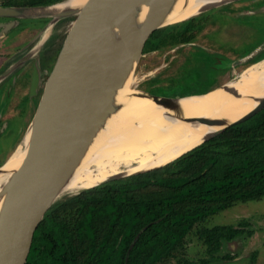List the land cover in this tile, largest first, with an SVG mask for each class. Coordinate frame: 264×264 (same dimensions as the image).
Instances as JSON below:
<instances>
[{
	"label": "trees",
	"instance_id": "trees-1",
	"mask_svg": "<svg viewBox=\"0 0 264 264\" xmlns=\"http://www.w3.org/2000/svg\"><path fill=\"white\" fill-rule=\"evenodd\" d=\"M62 1L10 0L4 6L43 7ZM60 20L70 22L72 17ZM204 27L202 19L194 17L160 29L148 52L193 42ZM64 40L55 42L44 60L51 61ZM191 56L180 67L184 83L161 91L182 97L220 87L221 74L199 70ZM260 57L264 51L246 63ZM205 60L213 62L207 54ZM263 199L264 109L162 168L63 197L36 231L27 264H197L184 250L198 224L235 205ZM246 233L253 232L242 223L201 229L208 258L200 263L212 264L225 241Z\"/></svg>",
	"mask_w": 264,
	"mask_h": 264
},
{
	"label": "water",
	"instance_id": "water-1",
	"mask_svg": "<svg viewBox=\"0 0 264 264\" xmlns=\"http://www.w3.org/2000/svg\"><path fill=\"white\" fill-rule=\"evenodd\" d=\"M234 1L238 0H223L199 14ZM166 4L167 0H88L78 13L52 16L56 20L73 15L76 18L45 83L29 130L30 144L24 162L0 193L9 192L0 220V264H27L35 233L50 209L61 199L84 146L109 112L107 102L111 94L121 87L130 65L135 64L133 74L137 71L152 36L167 27L160 26ZM51 6H0V18L47 17L51 15L28 13L30 9L40 10ZM141 6L148 7L149 12L140 31L132 36L122 34L123 48L112 53L106 45L107 32L124 23ZM15 24L13 21L8 25L0 24V27L6 26V31ZM243 62H233L231 66ZM40 81L36 66L30 87L31 96L38 92ZM143 92L156 103L167 106L183 98L210 93L174 97ZM263 109L264 98L253 110L233 123L199 119L209 125L224 126L207 136L201 144L234 125L248 121ZM4 165L0 166V174ZM121 178H112L102 184Z\"/></svg>",
	"mask_w": 264,
	"mask_h": 264
},
{
	"label": "rangeland",
	"instance_id": "rangeland-1",
	"mask_svg": "<svg viewBox=\"0 0 264 264\" xmlns=\"http://www.w3.org/2000/svg\"><path fill=\"white\" fill-rule=\"evenodd\" d=\"M9 1L0 0V6H4ZM35 10L37 9H30V11ZM70 17H72L70 22H61L60 19L56 20L52 16L21 19L0 18V23L2 22L3 25L16 22L13 27L6 30L7 32L5 31L6 26L0 30V62L4 59L7 60L12 55L21 56L24 54L32 55V58L38 61L42 51L41 54L37 53L45 43L48 51L55 42L58 45L66 38L76 15ZM195 17H200L206 27L200 34L195 35L193 42L174 45L170 47L171 49L148 52L149 44L156 33L152 36L147 43L137 71L133 74L134 66L130 72V77L135 75L138 79L130 88L133 97L141 99L146 97L142 95L145 93L143 91L172 96L163 91L184 83L180 67L187 57L191 56L190 54L193 55L191 56L192 62L198 66L199 70L208 69L221 74L219 77L220 87L249 73L254 67L264 65V57L258 58V61L254 63H246L250 56H256L264 51V0H238L214 7ZM217 40L220 42L219 44ZM204 51L214 53L215 57L223 60L231 58V61L228 64L212 67L205 60L206 53ZM57 52L51 61L43 64L46 71L41 78L39 91L30 99L27 94L29 77L31 73L33 75L37 62L15 72L13 80L9 79L8 83L0 85V88L7 87L2 93L0 90V166L6 164L19 147L25 148V138L30 130L47 78L56 62ZM237 61L245 62L231 66V63ZM173 79L176 80L173 81ZM157 87L163 88L158 89ZM218 88L210 94L219 90ZM24 96L26 97L24 98ZM194 97L196 96L187 98ZM83 190L86 189L63 194L61 199ZM240 223L243 224L245 230L253 233L248 236L246 233L232 242L225 241L212 264H264V199L235 205L198 224L186 239L184 250L186 258L197 264H201L203 259L208 258L207 247L199 238L201 229L215 226L237 227ZM253 254L256 257L255 261ZM173 262L175 261L173 260Z\"/></svg>",
	"mask_w": 264,
	"mask_h": 264
},
{
	"label": "bare ground",
	"instance_id": "bare-ground-1",
	"mask_svg": "<svg viewBox=\"0 0 264 264\" xmlns=\"http://www.w3.org/2000/svg\"><path fill=\"white\" fill-rule=\"evenodd\" d=\"M87 1L66 0L45 9L29 11L28 14L59 17L63 13H78ZM221 1L167 0L160 26L187 21ZM148 12V7L141 6L124 23L107 32L106 45L112 53L123 48L122 34L132 36L140 31ZM134 66L130 65L121 87L111 94L107 102L110 110L84 146L80 160L64 187V194L100 186L112 178L162 168L224 127L209 125L199 119L233 123L264 98L263 64L224 84L213 94L183 98L169 106L156 103L146 93L142 94L148 97L142 96L145 101L131 95L130 88L138 81L135 76L130 77ZM29 144L30 132L25 138V148L19 147L2 168L0 193L22 166ZM8 194L0 195V220Z\"/></svg>",
	"mask_w": 264,
	"mask_h": 264
},
{
	"label": "flooded vegetation",
	"instance_id": "flooded-vegetation-1",
	"mask_svg": "<svg viewBox=\"0 0 264 264\" xmlns=\"http://www.w3.org/2000/svg\"><path fill=\"white\" fill-rule=\"evenodd\" d=\"M0 24H2V22ZM2 27H0V30L2 29ZM217 42H218V44L220 43L218 40H217ZM46 46L47 45L45 43L41 48H39L40 50L38 51L37 54H39V53L41 54V51H42V55H39V60L38 61L37 60H34L32 58V55H28V54H24V55H21V56L14 55L15 57L12 55V57L11 56L8 57L7 60L4 59L5 61L3 60L2 61V65L0 66V85H2L3 83H5V84L8 83V80L9 79L10 80H13L14 77H15V72L20 71L21 69L26 68V67L28 68V66H30L32 63H35V62H37L35 64V67L37 66L39 68L40 79H41L42 76H43V74L46 71V69L44 68L43 64L48 61V60H44L45 58H48V56H46V54H47L46 53L47 52L46 49H48ZM220 46H222V45H220ZM42 48H43V50H42ZM191 49H192V47H191ZM204 52L206 54H209L208 55L209 58H213V62L211 64L212 67H217L219 64L220 65L228 64V62L231 61V58H227L226 60H223V59H220V58L215 57L214 56V53L206 52V51H204ZM225 62H227V63H225ZM35 67H34V70H35ZM33 73H34V71H33ZM32 77H33V75L31 73V76L29 77V91L27 93L29 95V99L31 98V95H30L31 94L30 93V87H31ZM1 88H3V87H1ZM1 88H0V90H1V93H2L5 90L4 88H7V87H4L3 89H1ZM10 88H11V86H10ZM27 94H26V96H27ZM26 96H24V98Z\"/></svg>",
	"mask_w": 264,
	"mask_h": 264
},
{
	"label": "crops",
	"instance_id": "crops-1",
	"mask_svg": "<svg viewBox=\"0 0 264 264\" xmlns=\"http://www.w3.org/2000/svg\"><path fill=\"white\" fill-rule=\"evenodd\" d=\"M2 65V62H0V66Z\"/></svg>",
	"mask_w": 264,
	"mask_h": 264
}]
</instances>
